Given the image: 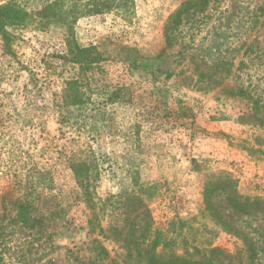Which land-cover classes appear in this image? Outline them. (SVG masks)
<instances>
[{
	"label": "rangeland",
	"instance_id": "obj_1",
	"mask_svg": "<svg viewBox=\"0 0 264 264\" xmlns=\"http://www.w3.org/2000/svg\"><path fill=\"white\" fill-rule=\"evenodd\" d=\"M14 1L34 13L52 0ZM182 1L132 0L127 14L77 17L75 40L103 60L82 81L85 103L61 114L62 81L77 74L56 58L65 27L16 29L14 58L0 43V117L10 122L0 133V264H80L94 238L115 264H147L126 231L145 238L148 223L164 232L163 256L198 246L217 248L225 264H248L235 254L245 238L253 264H264L262 213H237L218 195L226 228L202 195L207 181L230 177L240 194L264 199V0H209L170 46L164 25ZM69 155L96 160L102 233L89 231ZM26 193L48 216L35 228L15 216L13 201Z\"/></svg>",
	"mask_w": 264,
	"mask_h": 264
},
{
	"label": "trees",
	"instance_id": "obj_2",
	"mask_svg": "<svg viewBox=\"0 0 264 264\" xmlns=\"http://www.w3.org/2000/svg\"><path fill=\"white\" fill-rule=\"evenodd\" d=\"M209 0H183L177 9L171 13L164 25L163 35L165 43L172 45L177 42V31L179 27L186 22L194 19V17L203 12L208 6ZM132 5V0H52L46 1L34 13L28 12L20 6L16 1L11 0L0 4V43L2 51L5 55L14 58V31L23 28L29 23L35 21L38 28H45L50 22L56 21L65 27L64 52L58 54V58L64 65L69 64L75 66L77 70L76 76L66 78L62 81L59 99L56 102L54 113L61 112L69 107H78L85 103L84 94L82 92V81L91 69L97 66L102 60V56L94 46H80L74 38L72 24L77 17L82 15L101 14L110 10H120L127 14ZM8 119L0 117V133L6 132L10 128ZM68 167L72 171L75 183L80 191V197L91 209V216L88 221L89 231L93 232L96 228L99 233L103 232L101 220L99 218L97 203L94 199L95 189L92 174L96 171V160L92 156L84 155L75 158L73 155L66 157ZM235 181L230 177H224L217 180H209L203 186V204L209 212V216L220 222L226 227V222L222 220L213 199L218 195H224L228 207L237 213L255 214L262 213L264 216V199L259 196H244L236 189ZM139 205L143 206V198L137 196L134 198ZM41 199L39 196L31 194H23L22 197L13 201L16 219L27 228H35L41 224L44 216L36 214ZM95 206V207H94ZM147 209L141 213L145 219ZM48 217V216H47ZM49 220V219H47ZM182 223V222H181ZM144 230L146 236L139 232V238H136V231L128 229L127 236L135 241L133 246L139 254L145 256L147 264H225L219 257L217 248H199L198 246L182 247L180 249L173 248L166 256L162 255L164 243L161 241L164 232L160 227H153ZM229 228V226H227ZM226 227V228H227ZM122 233V230H118ZM142 238L146 239V243L136 242ZM244 248L238 250L235 254L245 252L248 264H253L256 252L252 243L244 238ZM87 257L74 258L80 264H115L113 259L108 258V253L103 244L96 238L89 241L86 245ZM161 249V250H159ZM237 258L238 256L235 255ZM83 258V259H82ZM236 258V259H237ZM240 264V263H239Z\"/></svg>",
	"mask_w": 264,
	"mask_h": 264
}]
</instances>
